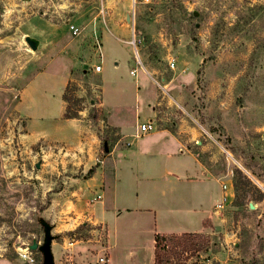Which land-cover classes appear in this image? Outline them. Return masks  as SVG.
<instances>
[{"label":"rangeland","instance_id":"1","mask_svg":"<svg viewBox=\"0 0 264 264\" xmlns=\"http://www.w3.org/2000/svg\"><path fill=\"white\" fill-rule=\"evenodd\" d=\"M98 64L108 101L121 89L142 108L137 88H157L163 118L178 101L184 110L173 117L185 120L186 138L198 132L190 145L215 176L208 232L188 241L169 234L164 264H264V0H0V264H28L19 247L42 243L44 223L80 220L90 206L79 200L84 175L106 162L118 138ZM65 91L77 126L39 116L59 112ZM126 182L120 207L135 208ZM77 234L95 237L91 228ZM35 251L31 264H42Z\"/></svg>","mask_w":264,"mask_h":264},{"label":"crops","instance_id":"2","mask_svg":"<svg viewBox=\"0 0 264 264\" xmlns=\"http://www.w3.org/2000/svg\"><path fill=\"white\" fill-rule=\"evenodd\" d=\"M105 57L106 52L103 61ZM115 65L113 69H116ZM144 70L151 75L149 70ZM102 71L103 64L102 70L97 72L101 80L102 106L106 111L107 123L116 129L118 138L107 153L106 162L96 166L91 176L84 175L79 200L80 204H90L86 210L80 208L84 218L57 220L54 223L52 250L56 246L62 253L64 261L61 264H65L66 259L72 260L73 264H154L157 233L208 232L211 216L204 218V212L207 204L216 197L214 184L211 183L215 176L190 145L194 140L197 142L198 132L191 130L194 138H186L181 132L185 120L181 119L177 124L173 117L181 112L178 109L184 110L178 101L173 99L175 104L168 102L169 105L165 106L166 118L160 116L158 101L161 93L157 88H137L146 99L142 108L129 106L126 101L128 97L122 98L125 92L121 89L117 90L122 91L118 94V100L108 101L102 85ZM62 93L59 112L50 113L48 110L46 114H39L45 122L50 124L64 115L67 104ZM78 120L66 118L65 123L77 126ZM147 121H151L155 128L139 134V124ZM190 129L197 130V127L190 125ZM127 177L128 186L134 184L132 187L136 189V197L129 199V202L136 203L135 208L128 205L120 207L125 201L119 196L126 188ZM141 183L140 187L138 184ZM220 187L222 200V183ZM98 195L101 197L98 198ZM221 200L216 198L214 206ZM124 212L126 217H132L119 226L117 218L123 216ZM84 222L94 233L93 239H85L77 234L75 229ZM101 256L105 257V262L99 261Z\"/></svg>","mask_w":264,"mask_h":264},{"label":"trees","instance_id":"3","mask_svg":"<svg viewBox=\"0 0 264 264\" xmlns=\"http://www.w3.org/2000/svg\"><path fill=\"white\" fill-rule=\"evenodd\" d=\"M63 99L68 102V104L66 106V111L64 113V117L77 118V114H70L69 97H68L67 91H65L63 93ZM94 171H95V167H91L89 169V172H88L89 176H91L94 173ZM235 186H236V190H237L238 188H237V184L236 183H235ZM242 203H243L242 198L239 196V194H236V198L234 200V204L236 206H241ZM87 228H90L89 224L87 222H84V223H82V224H80L78 226L76 231H79V230H82V229H87ZM168 235L169 234H165V233H157L155 235V263L154 264H164L163 254H161V252H160V247H161L163 241L168 237ZM172 235L177 236V237H181L182 240L188 241V240H190L189 238L192 237V236H201L203 234L200 233V232H183V233H180V234L172 233ZM42 260H43V258H42Z\"/></svg>","mask_w":264,"mask_h":264},{"label":"built area","instance_id":"4","mask_svg":"<svg viewBox=\"0 0 264 264\" xmlns=\"http://www.w3.org/2000/svg\"><path fill=\"white\" fill-rule=\"evenodd\" d=\"M132 1L135 2L136 0H132ZM131 42L134 45H136L135 36H132V41ZM173 63H174V61H171L172 66H174ZM95 69H96V71H101L102 70V64L96 65ZM130 72L132 74H134L136 72V70L132 69ZM154 128H155V125L151 121H147V122L141 123V124H139V134H143V133L149 132V131L153 130ZM222 186H223V190H227V188H228L227 184H222ZM99 197H101V196L98 195V198ZM226 198H227V196L224 195V199H226ZM216 206L219 209V207H222L223 205H222V203H219ZM218 209L216 210V208H215L214 212L216 214H219V210ZM19 254H20V256L23 259L27 260L29 263H35L36 262L34 251L29 248V245H24V246L19 247ZM99 261L100 262H105L106 259H105V257L101 256L99 258ZM65 264H73V262L70 259H68V260L66 259V263Z\"/></svg>","mask_w":264,"mask_h":264},{"label":"water","instance_id":"5","mask_svg":"<svg viewBox=\"0 0 264 264\" xmlns=\"http://www.w3.org/2000/svg\"><path fill=\"white\" fill-rule=\"evenodd\" d=\"M127 19L130 20V15L127 16ZM106 150H108L106 146ZM251 208H254L253 204H250ZM216 229L220 230V225H216ZM54 236L52 234V225L49 223H44V240L42 243L34 240L29 244L31 250H39L42 253V264H55L54 254L52 251V240Z\"/></svg>","mask_w":264,"mask_h":264}]
</instances>
